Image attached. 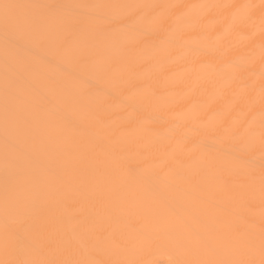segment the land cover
<instances>
[{
	"label": "bare ground",
	"instance_id": "6f19581e",
	"mask_svg": "<svg viewBox=\"0 0 264 264\" xmlns=\"http://www.w3.org/2000/svg\"><path fill=\"white\" fill-rule=\"evenodd\" d=\"M0 264H264V0H0Z\"/></svg>",
	"mask_w": 264,
	"mask_h": 264
},
{
	"label": "snow or ice",
	"instance_id": "6c2138e0",
	"mask_svg": "<svg viewBox=\"0 0 264 264\" xmlns=\"http://www.w3.org/2000/svg\"><path fill=\"white\" fill-rule=\"evenodd\" d=\"M7 7V6H6ZM10 23L9 18L7 17V15L5 16V26L7 27V25Z\"/></svg>",
	"mask_w": 264,
	"mask_h": 264
}]
</instances>
